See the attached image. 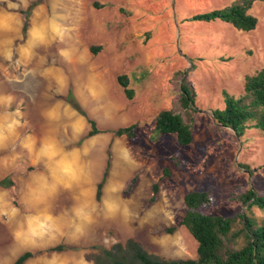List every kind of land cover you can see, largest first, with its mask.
Returning <instances> with one entry per match:
<instances>
[{
	"label": "rangeland",
	"instance_id": "374dc122",
	"mask_svg": "<svg viewBox=\"0 0 264 264\" xmlns=\"http://www.w3.org/2000/svg\"><path fill=\"white\" fill-rule=\"evenodd\" d=\"M34 1L0 0V97H12L10 104L0 102V131L10 136L0 155L12 163L7 177L20 184L9 191L11 203L26 212V220L31 208L23 202L51 198L61 202L59 212L35 223L57 225L53 243L70 236L109 245L133 237L164 258L196 256L195 241L179 224L189 191L209 193L212 201L199 208L202 213L244 212L254 226L264 222V209L247 208L239 199L250 188L264 195V130L251 126L237 137L211 113L225 107V93L238 97L246 76L264 67L263 1L247 10L258 20L249 31L220 20H186L234 0H43L29 7ZM120 74L132 98L117 83ZM183 79L194 88L198 109L188 145L154 130L161 109L183 114L177 102ZM68 88L84 115L65 100ZM88 118L102 132L85 137ZM13 119L20 124L9 132ZM132 123L135 139L114 135ZM47 145L55 155L46 154ZM107 152L110 164L96 200ZM239 226L234 222L233 230ZM9 234L0 239V264H11L26 250L33 255L23 264L85 262L69 256L72 249L22 247L14 231Z\"/></svg>",
	"mask_w": 264,
	"mask_h": 264
},
{
	"label": "trees",
	"instance_id": "16d2710c",
	"mask_svg": "<svg viewBox=\"0 0 264 264\" xmlns=\"http://www.w3.org/2000/svg\"><path fill=\"white\" fill-rule=\"evenodd\" d=\"M43 0H35L29 4L32 7ZM254 1L264 0H234L230 5L209 11L195 13L186 20L215 21L220 20L231 24L234 28L249 31L257 25V18L247 12ZM29 10L23 13V31L27 29L26 19ZM93 53L97 48L91 47ZM127 98H132L133 91L129 88L125 74L116 78ZM243 92L234 97L225 93V107L211 111L216 123L222 127L231 128L237 137H241L251 126L264 130V67L253 75L245 78ZM195 90L187 82L181 80L178 95V108L183 114L174 109H161L154 118V130L160 134H174L179 145H188L192 141L193 114L198 110L195 105ZM65 100L79 113L85 114L71 88L65 94ZM89 129L85 137L93 136L102 130L96 127L93 119L88 118ZM136 124L118 127L113 131L115 136H125L133 140L136 138ZM106 162L103 174L96 184L95 199L101 195L104 179L110 164V154L106 153ZM163 174L168 175L167 169ZM134 181L132 178L125 189L130 190ZM0 184L10 188L13 181L9 177L0 180ZM157 183L152 186V196L149 202L154 201ZM241 203L247 208L254 205L264 209V195L258 194L254 188L240 195ZM207 191H189L184 195L185 212L179 221L196 243V256L194 258H164L148 251L143 244L133 238L127 237L124 241H115L109 245L91 244L84 247V259L92 264H264V222L254 226L246 214L238 213L236 216L202 213L199 208L211 203ZM238 221L239 228L233 230L234 222ZM170 228L169 231H172ZM80 247L67 243H58L50 246L49 251L61 252L68 249L76 250ZM33 255L32 251L22 252L11 264H23Z\"/></svg>",
	"mask_w": 264,
	"mask_h": 264
},
{
	"label": "crops",
	"instance_id": "0c3cea01",
	"mask_svg": "<svg viewBox=\"0 0 264 264\" xmlns=\"http://www.w3.org/2000/svg\"><path fill=\"white\" fill-rule=\"evenodd\" d=\"M9 137L10 136H8V138ZM8 138L0 139V152H2L3 150L5 151V149L8 148V147H5V144H7ZM11 165L12 163L6 162L5 157H2L0 155V180L11 174V171H12L10 169ZM22 179H23V176L19 177L20 181H22ZM19 184L20 183L18 182V179H16V177L14 176H13V185L10 188L4 187L0 184V239H8L10 235L9 233H11V231L13 230L14 236H15L13 238L17 241H20L22 247H25V246L46 247L49 245L56 244L55 242L53 243V241H55L57 237L55 233H52V232L57 229V225L55 224H48V225L42 224L41 225L37 221L40 224V226L39 225L36 226L35 222L38 216L51 217L53 214H56L57 212H59L57 208L59 207V204L61 202L51 199V198H38V197H34L30 199L28 202H23L22 207L26 208V206H28L31 208L28 210L30 218L26 220V212L24 210H21L20 208H16L11 203V197L9 193V191L11 192V188L15 189L16 191V187L18 188ZM47 190L50 191L51 189L48 188ZM70 203L72 202L70 201ZM65 204L67 203L65 202ZM39 207H43V209H38ZM13 209H15L14 212H13ZM27 222L29 223L28 226H27ZM26 228L29 229L28 233H30V236L28 237H27V234L25 233L27 232ZM35 230H38L37 236H35V234L33 233L35 232ZM3 232H7L8 234L2 235L1 233ZM91 242L92 241L90 239L85 241V240H78L74 238L70 239V236H67L65 238V243L80 247V249H77V250L67 251V254H69V256L77 255L81 261V257L82 256L84 257V251L82 254L80 252L81 249L84 250L83 248L91 245ZM66 264H69V263H66ZM72 264H92V263L87 262L85 260L84 263L77 262V263H72Z\"/></svg>",
	"mask_w": 264,
	"mask_h": 264
},
{
	"label": "clouds",
	"instance_id": "9594fccd",
	"mask_svg": "<svg viewBox=\"0 0 264 264\" xmlns=\"http://www.w3.org/2000/svg\"><path fill=\"white\" fill-rule=\"evenodd\" d=\"M63 55L68 56V53L66 51L62 52ZM12 101V97L8 96V97H0V102H6L8 104H10ZM18 111V110H17ZM20 124V121L13 119L8 125L7 128L9 130V132H14L16 126H18ZM0 139H3V132L0 131ZM25 147H29L30 145L25 144ZM45 152L46 154H48L49 156L55 155V150H54V146L53 145H47L45 146ZM64 171L66 173H68L70 176H73V170L71 169L70 165H66L64 168ZM15 211V209H13V212ZM85 218L87 219V215L85 214ZM34 234H36V232H33Z\"/></svg>",
	"mask_w": 264,
	"mask_h": 264
}]
</instances>
